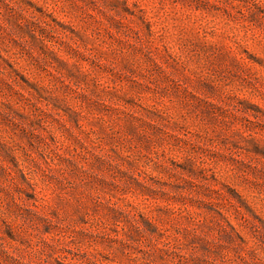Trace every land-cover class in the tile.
Listing matches in <instances>:
<instances>
[{"label": "rangeland", "instance_id": "obj_1", "mask_svg": "<svg viewBox=\"0 0 264 264\" xmlns=\"http://www.w3.org/2000/svg\"><path fill=\"white\" fill-rule=\"evenodd\" d=\"M0 264H264V0H0Z\"/></svg>", "mask_w": 264, "mask_h": 264}]
</instances>
